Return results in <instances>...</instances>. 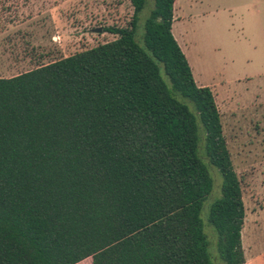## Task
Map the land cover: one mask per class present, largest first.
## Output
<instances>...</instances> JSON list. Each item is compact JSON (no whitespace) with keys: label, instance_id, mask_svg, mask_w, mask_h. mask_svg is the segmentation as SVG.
I'll return each mask as SVG.
<instances>
[{"label":"trees","instance_id":"1","mask_svg":"<svg viewBox=\"0 0 264 264\" xmlns=\"http://www.w3.org/2000/svg\"><path fill=\"white\" fill-rule=\"evenodd\" d=\"M130 5L113 41L0 78V264H214L209 167L218 259L245 263L241 183L172 36L174 0Z\"/></svg>","mask_w":264,"mask_h":264},{"label":"rangeland","instance_id":"2","mask_svg":"<svg viewBox=\"0 0 264 264\" xmlns=\"http://www.w3.org/2000/svg\"><path fill=\"white\" fill-rule=\"evenodd\" d=\"M151 5L139 16L140 45ZM173 9L172 36L196 85L214 96L241 183L245 264H264V0H174ZM132 11L130 0H0V78L113 41L106 29L127 26ZM209 172L213 189L201 219L212 262L224 264L207 222L222 179L213 167Z\"/></svg>","mask_w":264,"mask_h":264},{"label":"crops","instance_id":"3","mask_svg":"<svg viewBox=\"0 0 264 264\" xmlns=\"http://www.w3.org/2000/svg\"><path fill=\"white\" fill-rule=\"evenodd\" d=\"M245 264V263H244Z\"/></svg>","mask_w":264,"mask_h":264}]
</instances>
